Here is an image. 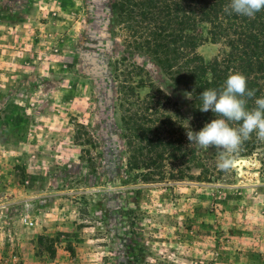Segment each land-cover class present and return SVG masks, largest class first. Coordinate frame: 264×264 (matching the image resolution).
Segmentation results:
<instances>
[{"label": "rangeland", "instance_id": "rangeland-1", "mask_svg": "<svg viewBox=\"0 0 264 264\" xmlns=\"http://www.w3.org/2000/svg\"><path fill=\"white\" fill-rule=\"evenodd\" d=\"M113 1L0 0V264H264L257 156L225 172L196 145L208 170L167 183L126 167L114 61L143 69L140 97L191 96L128 44Z\"/></svg>", "mask_w": 264, "mask_h": 264}, {"label": "trees", "instance_id": "trees-1", "mask_svg": "<svg viewBox=\"0 0 264 264\" xmlns=\"http://www.w3.org/2000/svg\"><path fill=\"white\" fill-rule=\"evenodd\" d=\"M230 0H114L112 16L129 31L128 44L139 45L151 53L170 79L191 96L184 109L154 90L140 97L137 83L144 80L142 68L124 60L114 61L117 83L116 99L123 126L122 137L127 152L126 167L140 170L144 180L167 183L192 179V168L205 173L202 153L190 143L186 132L201 130L217 118L209 110L201 112L200 93L220 89L227 77L242 73L255 96L264 98V10L255 18L224 11ZM210 39L223 47L220 56L204 61L197 48ZM146 76V75H145ZM236 127L238 125H232ZM257 156L264 172V141L256 133L237 154Z\"/></svg>", "mask_w": 264, "mask_h": 264}, {"label": "clouds", "instance_id": "clouds-1", "mask_svg": "<svg viewBox=\"0 0 264 264\" xmlns=\"http://www.w3.org/2000/svg\"><path fill=\"white\" fill-rule=\"evenodd\" d=\"M264 10V0H230L224 11L247 18H255ZM201 112L211 110L217 118L206 123L196 132L188 130L187 139L202 149L220 150L218 168L229 171L235 156L244 143L256 133L257 139L264 141V98L255 99V107L248 108L255 90L249 89L247 78L242 73L229 75L220 89H206L200 93ZM238 125L233 127L232 125Z\"/></svg>", "mask_w": 264, "mask_h": 264}, {"label": "water", "instance_id": "water-1", "mask_svg": "<svg viewBox=\"0 0 264 264\" xmlns=\"http://www.w3.org/2000/svg\"><path fill=\"white\" fill-rule=\"evenodd\" d=\"M244 162L243 159L234 160V165H241ZM254 163V162H253Z\"/></svg>", "mask_w": 264, "mask_h": 264}, {"label": "bare ground", "instance_id": "bare-ground-1", "mask_svg": "<svg viewBox=\"0 0 264 264\" xmlns=\"http://www.w3.org/2000/svg\"><path fill=\"white\" fill-rule=\"evenodd\" d=\"M245 166V165H244Z\"/></svg>", "mask_w": 264, "mask_h": 264}]
</instances>
